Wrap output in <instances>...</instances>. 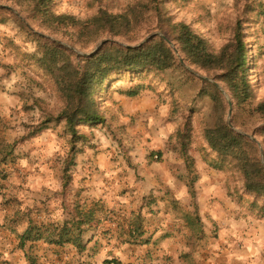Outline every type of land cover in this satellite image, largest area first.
Here are the masks:
<instances>
[{
    "label": "rangeland",
    "instance_id": "rangeland-1",
    "mask_svg": "<svg viewBox=\"0 0 264 264\" xmlns=\"http://www.w3.org/2000/svg\"><path fill=\"white\" fill-rule=\"evenodd\" d=\"M53 1L58 14L87 20L100 10L121 14L134 0ZM179 3L184 6L178 8L172 0L166 1L170 14L176 21L186 23L208 40L214 51L228 44L237 23L241 24L245 42L251 51L248 68L254 92L252 108L263 103L264 0H188L187 4L180 0ZM8 8H14V11L10 10L33 33L42 36L47 34L21 8L13 5H8ZM65 35L66 40L56 38L62 41L63 47H58L45 41L32 42L14 20L0 25V150L13 148L14 154L9 161L15 162L2 167L9 178L0 180V214L8 219L11 227H22L35 217L39 219L37 227L51 221L61 224L66 219V216H62L63 212L72 213L77 207L79 216L86 217L84 221L78 222L86 231L83 238L85 243L90 236L88 230L94 224L91 215L94 216L92 218H98L95 223L100 225L114 222L122 224L119 220H124V215L131 213L133 221L130 220L137 222L140 214V219L147 220L144 226H151V221L158 217L153 218L148 212L156 215L157 212L152 211V208H156L155 204L159 202L162 207L160 213H164L167 216L165 221L173 226L161 222L166 228L165 232L161 231V226L153 233V227H150L148 238L177 241L182 236L188 243L182 257L190 258L193 264H196L195 260L203 264V258L210 259L206 252L214 260L222 258L224 264H229L224 259L229 260L230 264H264V220L256 219L250 212L249 199L244 197V201H240L244 191L238 176H229L227 172L203 162L197 144L207 147L202 135L211 118V105L198 97L203 84L186 76L181 70H175L164 79L145 75L141 69L144 65L142 55L126 52L129 45L120 40H108L115 46L116 63L123 71L103 85L106 90L98 92L97 100L106 122L92 127L82 126L80 139L76 141V152L71 151L70 138L63 126L51 124L48 130L39 134L38 129L44 127L47 115L57 116L65 106L74 104L73 96L79 86L82 68L80 57L91 56L103 42L96 45L80 43L78 31L75 30H68ZM148 37L132 45V48L142 44ZM131 66L133 69H125ZM192 70L208 80L215 76ZM219 87L226 93L227 96L220 91L228 105L232 103L227 92ZM149 102L153 106L144 105ZM174 103L178 104L175 117ZM149 109H152L149 113L152 114V126L139 116L149 112ZM178 110L182 111L177 113ZM192 112L196 142L188 154L195 160V176L198 172L197 163H200L212 172L215 180L220 176L226 180L225 184H215L212 195L204 198V212L199 207V215L205 226L204 240H199L186 228L182 215L194 212V204L198 203L202 192L198 191L199 185L196 184V200L193 202L187 188L186 165L180 157L181 147L177 141H170L172 136L183 130L185 118ZM237 113L233 103L232 109L229 105L227 123L230 118L236 130L256 142L252 136L262 126L260 117L252 114L237 116ZM212 156L215 158L214 154ZM66 168H69L71 179L65 190L63 175ZM153 168H166V172L174 177L185 170L186 174L180 179L182 189L175 191L167 187L165 191L159 192L162 195L158 197L152 193L147 195L144 187L148 184L150 174H155ZM237 188L242 193L230 197L231 189L235 192ZM219 209L224 211L225 218H221L220 212L223 211ZM220 221H223L220 225L224 226V235L220 233ZM207 223L210 227H207ZM221 240H224L223 244L215 249L216 241ZM33 243L28 242L25 248L19 245V248L29 251V245ZM101 252L109 259L116 250L95 248L91 251ZM62 253L54 254L57 263L62 262L61 258L67 252ZM103 261L104 257L84 264H103ZM142 263L154 264L155 261L147 255L144 262L139 264ZM29 264L47 262L43 258L39 261L30 259Z\"/></svg>",
    "mask_w": 264,
    "mask_h": 264
},
{
    "label": "trees",
    "instance_id": "trees-1",
    "mask_svg": "<svg viewBox=\"0 0 264 264\" xmlns=\"http://www.w3.org/2000/svg\"><path fill=\"white\" fill-rule=\"evenodd\" d=\"M167 0H134L121 14L114 15L108 11L100 10L95 16L80 20L69 14H58L55 11L53 0H0V25H6L11 20L27 34L32 42L45 41L60 47L66 40L68 30L78 31L77 39L80 43L98 44L104 40H120L129 45L126 52L142 55L144 65L143 73L153 78H167L175 70H181L186 76L203 84L198 93L200 99L208 101L211 105V118L203 129L202 139L207 144H197L198 152L203 162L214 169L227 172L229 176H238L243 183L244 197L249 199L250 212L258 220H264V102L253 107L254 92L250 79L251 51L245 42V37L240 23H237L232 40L220 50L214 51L208 40L198 34L191 26L178 22L166 7ZM178 8L180 0H172ZM187 4L188 0H181ZM13 5L21 8L29 17L37 21L47 34H35L13 11L8 8ZM2 7V8H1ZM11 15V16H9ZM63 33V35H62ZM153 34H162L174 45L175 50L163 39L157 37L141 48L134 49L132 45L139 43L145 37ZM65 37V38H64ZM67 41H71L70 39ZM63 47V46H61ZM114 44L111 42L103 46L91 56L81 58V72L79 86L73 96V105L65 106L57 116L47 115L43 125L38 129L39 134L48 130L49 125L63 126L65 134L70 138L71 151L76 152V141L80 139V128L86 126L102 125L106 122L102 108L98 102V92L106 90L103 85L115 75H120L122 69L117 66L114 56ZM66 48V47H65ZM178 68V69H177ZM186 68L195 69L209 75H215L212 80H203L192 75ZM133 69V66L125 68ZM210 81H213L211 83ZM221 86L229 95L237 116L252 114L260 117L262 126L250 137L235 132L227 123L229 105L220 92ZM39 103H42L38 101ZM175 104L173 117L178 109ZM182 110H178L179 113ZM193 115L190 113L185 118L183 130L178 131L170 138L180 145V157L184 161L188 173V188L192 200H196L195 185V160L188 154L191 146L196 142L194 136ZM235 124V122L233 123ZM13 148L0 150V180H7L9 174L2 169L8 167L10 158L13 157ZM214 154L215 158L212 156ZM263 155V156H262ZM63 189L70 185L69 168L64 170ZM240 189L229 193L230 197L239 194ZM67 214L63 223H51L38 226L30 221L28 230L23 235L20 245L25 248L28 242H43L47 245L64 247L73 246L79 253L87 249V242H83L85 231L77 222L79 211ZM75 215V216H74ZM187 225H192L193 234L202 240L204 227L199 215V208L194 204V215L182 214ZM138 221L141 219L139 217ZM144 233L137 228L131 234L134 244H138ZM141 245V244H140ZM103 264H123L112 259L105 260Z\"/></svg>",
    "mask_w": 264,
    "mask_h": 264
},
{
    "label": "crops",
    "instance_id": "crops-1",
    "mask_svg": "<svg viewBox=\"0 0 264 264\" xmlns=\"http://www.w3.org/2000/svg\"><path fill=\"white\" fill-rule=\"evenodd\" d=\"M150 104H144L148 106H153L151 103ZM150 108V107H148ZM152 110V109H151ZM151 110L149 109V112H145L143 115H140V118L143 121H149L151 120ZM152 123H149V126ZM140 127L139 129H141ZM144 130V128H143ZM140 131V130H139ZM140 135H143V133H140ZM155 174H150L148 178V184H145L144 187V192L149 195V194H154L160 196L162 195L159 193L160 191H165L166 188L168 187L170 190H175L179 191V189H182V180L183 175L186 174V171L183 170L181 174L178 176L174 177L173 175H170L168 172H166V168H153ZM151 170V172H152ZM197 182L196 184L199 185L198 191L202 192L201 197H199L198 203L196 204L197 207L201 208V211L204 212L202 209V206L205 205V197L207 195H212V189L215 188V184L219 186L221 182L225 184V178L223 176H220L218 180L214 178V175L211 174L212 172H209L208 168L200 163H197ZM218 177V176H216ZM204 178H207V180H203ZM180 186V187H179ZM209 187V188H205ZM167 188V189H168ZM188 188V187H187ZM203 189V191H202ZM81 205V204H80ZM156 208H152V211L157 212L156 215L151 214V212H148V215L152 216L153 218L158 217L157 219H154L151 221V226L146 225L144 226V222H146V218L142 221L137 222H132L133 220L130 218L131 214H125V219L121 218L122 220H119L120 223H104V224H96L95 219L97 220L98 218H92L94 217L91 215V219L94 221V224L92 227L88 230V233H90L89 238H87V251L83 254H79L78 251L70 245H66L64 247H56V246H51L47 245L43 242H36L33 244H30L29 246V251L25 249L22 250L19 248V245H21L22 240H23V235L25 232L28 230L30 221L27 222L28 224H24L22 227L18 228H13L9 224L8 219L0 214V264H29L30 259L34 260H43L47 262V264H84L87 262L91 261H98V259L104 257L105 260H118L122 262L123 264H139L140 262H144V259L147 258V255L151 260L155 261L154 264H193L190 258L187 257H182L183 252L187 250L188 248V243L186 240L183 239L181 236L178 238L177 241H171V239H157L155 238H148L147 233L150 232V227H153V230L151 233L154 231H158V229L162 226L163 229H161L162 232H165V226L161 225V222H164L167 219L166 215H163L161 212L162 207L161 204L158 202L155 204ZM220 211H223L222 209H219ZM140 211V210H139ZM200 211V209H199ZM80 212V211H79ZM138 212V211H137ZM139 213V212H138ZM221 218H225L224 211L223 213L220 212ZM189 214V213H188ZM80 213L78 214V216ZM190 215H194L193 213H190ZM141 217L140 214H138L137 219ZM31 218L33 221H35V225L37 224V221L39 219L37 217ZM82 218V220H81ZM135 220V214L133 216ZM201 221H202V216L200 215ZM206 219L205 217H203ZM86 217L84 216H79L77 217V222L84 221ZM132 221H131V220ZM157 220V221H156ZM125 221V223H124ZM207 221V220H206ZM223 221H220L218 223V226L220 228V233L224 235V226L220 225V223ZM171 227L173 226L172 223H167ZM203 223V221H202ZM192 225H187L186 228L193 234V229L191 227ZM203 227L205 229L204 223ZM207 227H210L207 223ZM98 228V229H97ZM139 228L145 235L140 239L138 244H134V241L131 239V234L136 231V229ZM170 230V229H169ZM86 232V231H85ZM118 232V233H117ZM171 232V230H170ZM120 233V234H119ZM174 234V232H172ZM152 236V234H151ZM226 237V236H225ZM224 237V238H225ZM204 240V239H203ZM224 240L216 241L217 244H215L216 248L218 245L223 244ZM141 244V245H140ZM101 249V250H109V249H115L116 252L109 257V259L105 258V253H91L92 249ZM121 250L120 252H118ZM153 252L150 254V252ZM62 252H67L65 256H63L62 262L57 263L55 261L54 254L56 253H62ZM186 253V252H185ZM63 254V253H62ZM156 254V256H153ZM208 257L203 258L204 262L203 264H224L222 258L219 260H214L212 257L206 252ZM213 254V253H212ZM103 261V262H104ZM196 261V264H198V261ZM217 261V262H216ZM225 263H229V260H225ZM200 262V261H199ZM200 262V263H201ZM143 264V263H142Z\"/></svg>",
    "mask_w": 264,
    "mask_h": 264
},
{
    "label": "water",
    "instance_id": "water-1",
    "mask_svg": "<svg viewBox=\"0 0 264 264\" xmlns=\"http://www.w3.org/2000/svg\"><path fill=\"white\" fill-rule=\"evenodd\" d=\"M1 8H2V7H1ZM157 37H159V38L163 39L164 41H166V42H167V43H168V44H169V45L175 50L174 45L171 44V43L167 40V38H166L164 35H162V34H154V35L148 37V38H147L142 44H140L139 46L135 47L134 49H138V48L143 47L144 45L148 44L150 41H152L153 39H155V38H157ZM108 43H110V41H108V40L103 41V42L99 45V47H98V49L96 50V52L99 51V49H101L103 46H105V45L108 44ZM58 44H61V43H58ZM96 52H95V53H96ZM92 55H93V54H92ZM186 69H187L192 75L196 76L197 78H200V79H203V80L208 81V79L203 78L202 76H200V75H198L197 73H195L193 70H191V69H189V68H186ZM210 82L213 83V81H210ZM218 88H219V90H220L225 96H227L226 93H225V92H224L219 86H218ZM229 105H230V108L232 109V103H231V102L229 103ZM228 125H229L230 128L233 129L235 132H237V133H239V134H241V135H245V134L241 133L240 131L236 130V129L233 127L230 118H229V120H228ZM262 156H263V155H262ZM263 162H264V160H263Z\"/></svg>",
    "mask_w": 264,
    "mask_h": 264
}]
</instances>
